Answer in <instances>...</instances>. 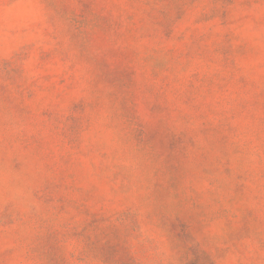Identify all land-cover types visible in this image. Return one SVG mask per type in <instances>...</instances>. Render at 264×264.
<instances>
[{
	"label": "clouds",
	"instance_id": "9594fccd",
	"mask_svg": "<svg viewBox=\"0 0 264 264\" xmlns=\"http://www.w3.org/2000/svg\"><path fill=\"white\" fill-rule=\"evenodd\" d=\"M0 264H264V0H0Z\"/></svg>",
	"mask_w": 264,
	"mask_h": 264
}]
</instances>
